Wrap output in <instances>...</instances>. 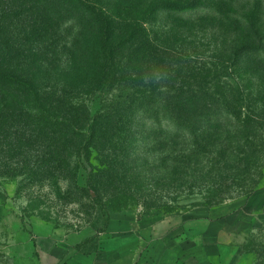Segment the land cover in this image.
<instances>
[{"label":"trees","instance_id":"obj_1","mask_svg":"<svg viewBox=\"0 0 264 264\" xmlns=\"http://www.w3.org/2000/svg\"><path fill=\"white\" fill-rule=\"evenodd\" d=\"M0 12L28 21L0 22V81L11 97L3 115H25L31 141L46 142L36 162L8 170L22 187L57 184V195L108 225L110 211L142 200L162 208L146 199L150 172L156 187L205 158L214 164L224 127L264 147L253 116L264 105V0H9ZM201 31L217 39L209 66L181 53ZM168 73L184 80L165 88ZM120 86L130 92L92 115L85 96Z\"/></svg>","mask_w":264,"mask_h":264},{"label":"rangeland","instance_id":"obj_2","mask_svg":"<svg viewBox=\"0 0 264 264\" xmlns=\"http://www.w3.org/2000/svg\"><path fill=\"white\" fill-rule=\"evenodd\" d=\"M0 1V8L7 9L9 0ZM12 14L0 22H28L25 13ZM210 33L201 31L185 45L186 60L205 66L216 62L217 39ZM183 80L168 73L159 81L169 88ZM9 92L0 81V264H71L76 252L91 256L93 264H256L264 252V147L257 141L250 145L235 129L224 127L214 164L205 158L183 169V179L156 187V173L150 172L146 199L174 209H148L142 200L138 207L110 211L107 225L97 209L85 210L57 195V184L22 187V175H9L25 169L30 159L36 162L46 144L43 135L31 141L25 115L17 119L8 107L3 115L1 99L11 102ZM129 92L128 86L106 87L85 100L94 115ZM259 100L253 116L260 120L256 133L264 136ZM252 150L260 159L250 155Z\"/></svg>","mask_w":264,"mask_h":264},{"label":"crops","instance_id":"obj_3","mask_svg":"<svg viewBox=\"0 0 264 264\" xmlns=\"http://www.w3.org/2000/svg\"><path fill=\"white\" fill-rule=\"evenodd\" d=\"M121 250H123V247L119 248L120 255H121ZM107 252H109V251H107ZM122 254H125V252ZM71 264H93L92 263V257L89 255H85L81 252H76V254L71 256Z\"/></svg>","mask_w":264,"mask_h":264}]
</instances>
